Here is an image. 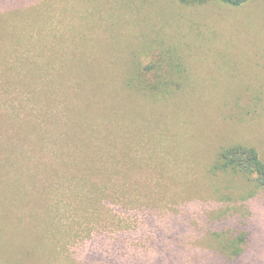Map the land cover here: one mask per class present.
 Wrapping results in <instances>:
<instances>
[{
	"label": "rangeland",
	"instance_id": "1",
	"mask_svg": "<svg viewBox=\"0 0 264 264\" xmlns=\"http://www.w3.org/2000/svg\"><path fill=\"white\" fill-rule=\"evenodd\" d=\"M237 143L264 160V0H0V264H228L242 224L264 264V190L214 169Z\"/></svg>",
	"mask_w": 264,
	"mask_h": 264
},
{
	"label": "trees",
	"instance_id": "2",
	"mask_svg": "<svg viewBox=\"0 0 264 264\" xmlns=\"http://www.w3.org/2000/svg\"><path fill=\"white\" fill-rule=\"evenodd\" d=\"M186 5L204 4L209 0H180ZM221 2L239 6L250 0H219ZM156 57H151L150 61L146 65H141L139 74L136 73V82L134 87H138L140 90L148 94L152 98L161 99L172 94L174 91L180 90L182 87V81H180V70H176L179 66L177 57L170 58L165 54V48H162ZM148 57V56H146ZM182 63V62H181ZM175 81H178L175 84ZM131 84V83H130ZM215 170L224 173H231L237 175L246 180L250 185V196L254 195L261 190H264V160L262 159L260 152L257 148L247 146L244 144H232L230 146L223 147L218 155V163ZM244 191H241L243 193ZM239 210V211H238ZM235 212H239V218L243 217V211L236 209L232 216H235ZM246 224L237 225L234 230H239L230 238V244L227 251H223V262L233 264L234 262L244 259L246 254H241L244 251L247 243L251 240L252 230L249 227L245 228ZM226 256V257H225Z\"/></svg>",
	"mask_w": 264,
	"mask_h": 264
}]
</instances>
